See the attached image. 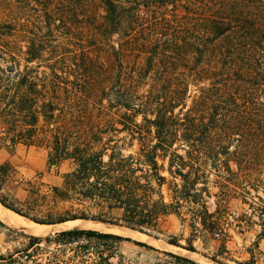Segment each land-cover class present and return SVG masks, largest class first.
I'll return each mask as SVG.
<instances>
[{
    "label": "trees",
    "instance_id": "16d2710c",
    "mask_svg": "<svg viewBox=\"0 0 264 264\" xmlns=\"http://www.w3.org/2000/svg\"><path fill=\"white\" fill-rule=\"evenodd\" d=\"M21 146L44 149L48 172L69 165L58 185L41 172L13 185L21 197L0 165L1 206L36 225L159 239L174 216L225 241L238 201L250 211L233 219L240 232L259 228L249 258L222 242L207 257L264 264V0H0V152ZM5 230L24 240L0 264H38L41 242L72 247L71 264H109L123 242L151 248L91 229L41 239L0 219Z\"/></svg>",
    "mask_w": 264,
    "mask_h": 264
},
{
    "label": "rangeland",
    "instance_id": "374dc122",
    "mask_svg": "<svg viewBox=\"0 0 264 264\" xmlns=\"http://www.w3.org/2000/svg\"><path fill=\"white\" fill-rule=\"evenodd\" d=\"M5 161L9 162L11 167L14 169L15 173L12 175V180L7 183L4 188V191L9 193H16L18 197L23 195V192L20 189H13V185L22 184L25 180H28L35 176L36 173H43V180L51 184H60L61 178L60 175L69 170L68 164H63L58 170L52 169L50 172L47 170V152L44 149L36 147H18L15 152V155L10 156L6 152H0V165ZM20 184V185H21ZM216 190H212L215 192ZM1 205V204H0ZM208 205L210 210H214V199L211 197L208 200ZM249 208L245 204H241L238 201H232L229 204V214L232 215L229 217V225L225 226L228 229L229 238L223 241V236L220 233L218 236H214V239H211L208 235L201 232H194L187 225V223L181 225L179 220L170 216L164 223V233L160 236L159 239H154L148 237L144 234L145 238L131 237L124 233L118 231H107L104 233H111L128 238L131 241H136L139 243H144L151 248H145L133 244L132 242H123L117 248L115 254L109 259V264H176L174 260L168 256H165L163 253H172L187 259H190L198 264H217L210 260L207 256L215 255L219 246L224 243L226 250L229 252V256L234 261H244L249 258V254L245 251L246 248L250 247L253 241L255 240V234L259 231L258 227L244 228V231L240 232L237 228V223L233 219L237 218L240 214L249 213ZM17 215V214H16ZM3 222V221H2ZM31 222V221H30ZM8 228L16 230L17 232L23 233L28 236H33L24 230L18 229L14 226H11L3 222ZM46 226V225H45ZM76 226H87L84 224ZM81 229H90L84 228ZM94 230V229H91ZM97 231V230H96ZM60 232V231H57ZM54 232V233H57ZM101 232V231H99ZM135 232V231H134ZM54 233H48L44 236L38 238L44 239L46 237L52 236ZM138 233V232H137ZM141 234V233H140ZM175 237L178 245L181 247H175L166 243V240ZM24 239L16 234H10L6 230L0 232V254H6L9 251H12L15 247H18L19 244ZM186 240H190L191 247L194 249V252L184 249L183 247H188ZM42 249L38 251V254L34 257L36 263L38 264H71V256H73V248L66 247L61 248L62 251L57 253L55 246L49 245L45 246L44 242L40 243ZM259 250L263 255L257 254L261 259L264 258V242L262 241L259 244ZM54 257H56L54 259ZM204 259V260H203ZM229 264H235L234 262H229Z\"/></svg>",
    "mask_w": 264,
    "mask_h": 264
},
{
    "label": "bare ground",
    "instance_id": "6f19581e",
    "mask_svg": "<svg viewBox=\"0 0 264 264\" xmlns=\"http://www.w3.org/2000/svg\"><path fill=\"white\" fill-rule=\"evenodd\" d=\"M0 219L3 222L11 226L24 230L25 232L31 235L37 236V237L44 236L48 233H54L57 231H64V230H70V229H81L84 226H76V225L84 224V225H87L84 228H90V229H94V230L101 231V232L118 231V232L124 233L131 237L145 238V239L148 238L140 233L129 231L128 229L105 225V224H101L98 222H92V221L77 220V221L66 222L64 224L53 225V226L36 225L28 221L27 219H24L16 215L15 213L5 209L1 205H0Z\"/></svg>",
    "mask_w": 264,
    "mask_h": 264
},
{
    "label": "water",
    "instance_id": "95a60500",
    "mask_svg": "<svg viewBox=\"0 0 264 264\" xmlns=\"http://www.w3.org/2000/svg\"><path fill=\"white\" fill-rule=\"evenodd\" d=\"M80 221H82V220H80ZM69 222H72V221H69ZM92 222H95V221H92ZM33 223V222H32ZM66 223V222H65ZM98 223H100V222H98ZM64 224V223H63ZM101 224H103V223H101ZM109 225V224H108ZM110 226H115V225H110ZM115 227H118V226H115ZM119 228H122V227H119ZM125 229V228H124ZM70 230H74V229H70ZM129 230V229H128ZM64 231H69V230H64ZM129 231H132V230H129ZM60 232H62V231H60Z\"/></svg>",
    "mask_w": 264,
    "mask_h": 264
}]
</instances>
